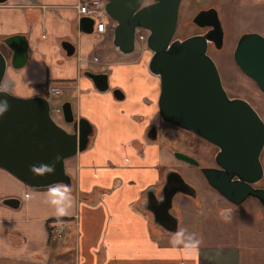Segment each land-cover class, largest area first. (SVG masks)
Segmentation results:
<instances>
[{
	"label": "crops",
	"instance_id": "1",
	"mask_svg": "<svg viewBox=\"0 0 264 264\" xmlns=\"http://www.w3.org/2000/svg\"><path fill=\"white\" fill-rule=\"evenodd\" d=\"M78 1L0 3V39L22 33L28 46L27 60L20 68L7 65L3 86L17 95L30 96L40 93L28 84L42 90L44 82H61L65 95L73 89L67 100L74 115L85 117L92 127L87 146L64 160L71 176L70 192L62 184L31 187L0 167V257L22 261V257H48L51 251L59 257L73 247L76 264H239L236 246L178 244L163 224L151 223L145 209L138 206L144 191L160 180L164 165L177 170L201 195L202 205L182 192L174 195L178 229L203 218L202 207L209 205L205 195L212 187L196 167L173 159L161 138L143 142L150 123L158 126L162 140V134L175 129L159 119L158 77L147 67L150 52L139 44L133 51L121 53L112 44L115 22L109 17L102 33L94 25L90 33L79 30L77 18L82 13L76 9ZM261 1L264 6V0L240 3L256 6ZM63 40L74 45L71 55L62 47ZM2 49L10 55L5 46ZM86 69L105 75L108 88L98 90L83 73ZM113 89H119L116 95ZM143 97L155 102L147 104ZM56 122L70 129L64 121ZM167 136L171 140L172 135ZM141 145L143 155L136 150ZM178 145L176 142L175 147ZM4 197H17L20 203L17 207L3 204ZM215 200L219 202L209 200L213 213L220 207ZM197 205L198 209L191 210ZM57 208L64 215H57ZM59 220L64 223L61 241H51L52 227ZM4 230L12 234L13 242Z\"/></svg>",
	"mask_w": 264,
	"mask_h": 264
},
{
	"label": "water",
	"instance_id": "2",
	"mask_svg": "<svg viewBox=\"0 0 264 264\" xmlns=\"http://www.w3.org/2000/svg\"><path fill=\"white\" fill-rule=\"evenodd\" d=\"M5 0H0V3ZM103 0V10L115 23L112 28V44L121 52L135 49L136 27L147 30L145 46L150 50L148 70L158 77L159 89L156 106L159 117L169 123L188 129L215 145L216 166H199L207 183L230 202L238 204L247 196L256 198L264 209V187L252 183L264 174L259 153L264 145V121L256 109L244 98L228 96L214 60L207 53L208 43L222 46L223 29L213 6L198 9L191 21L198 27H208L203 32L175 37L180 0ZM95 19L82 14L76 27L82 32L93 31ZM10 55L0 47V167L32 187L63 184L70 187V175L65 169V158L84 149L90 139L92 127L83 116L73 114L71 103L60 104L64 122L71 125L68 131L50 114L48 99L42 94L21 96L3 86L7 65L20 68L27 60L26 36L14 33L0 39ZM67 55L74 45L61 42ZM237 66L264 91V36L256 31L241 32L233 49ZM91 78L95 87L108 88L107 79L89 69L83 72ZM94 77H98L95 80ZM119 89H113L114 95ZM6 102V104L4 103ZM155 140L154 126L148 135ZM175 157L194 165L198 161L180 151ZM41 165H54L52 174L30 171ZM180 185L168 193L169 214L175 192L195 196V188L186 182L175 169H167L165 181L170 175ZM3 204L17 207V197H4ZM178 217L172 215L165 228L177 233Z\"/></svg>",
	"mask_w": 264,
	"mask_h": 264
},
{
	"label": "rangeland",
	"instance_id": "3",
	"mask_svg": "<svg viewBox=\"0 0 264 264\" xmlns=\"http://www.w3.org/2000/svg\"><path fill=\"white\" fill-rule=\"evenodd\" d=\"M149 1L151 0H143L144 3ZM260 3L256 6H246L245 4L242 5L240 0H180L174 36L184 37L203 30V27H198L191 21L192 15L199 9L198 7H215L223 29V41L220 48L209 44L207 53L214 60L222 84L228 94L248 100L264 121V91L257 87L255 82L237 66L233 59V49L237 37L241 32L256 31L264 36V6L262 5V1ZM148 51L150 52L149 49ZM53 83L60 89V92L50 96V112L55 121L63 123L62 116L54 108L60 106L62 101L67 100L73 89L68 95L67 93L65 95L66 91L61 82ZM28 85L33 86L35 92L44 95L43 90L37 87L36 84ZM161 122L162 125H171V123L169 124L162 120ZM165 127L167 128V126ZM162 135L164 137L162 142L169 144L170 137L167 135H170V132L167 135ZM174 138L176 136L173 137L172 135V147H175L177 141H181L178 147L183 146V142L185 145L183 147L191 148L188 150L194 151V155L182 150L179 151L194 156L199 160L201 165L210 163L208 157H203L200 154L203 150L201 146L205 145L206 141L199 138L190 147L184 142V139L174 140ZM260 183L264 187V177ZM214 198L223 200V197L215 189L211 190L207 199L211 201ZM210 201H207L208 206L202 207V219L185 222L186 225L181 224L178 229L179 238L171 233L170 237H176L175 242L178 244H192V246L200 244L206 246H222L226 244L236 246L239 248V264H264V209L259 203L251 196L246 197L238 204H229L227 207H223V203L219 202V205L223 207H220L219 211L221 209L224 211L229 207L233 211L232 217L223 218L217 211L213 213ZM216 201L214 203L218 205ZM198 208V205L193 206L191 210ZM58 224L60 228L64 229L63 221L59 220ZM56 228L58 229V227ZM56 228L52 227V230L55 231ZM55 238L58 239L57 241H61V237L55 235ZM50 245L52 246V244ZM73 251V247L72 249L67 248L63 251V255L59 257H55V253L51 251L48 257L41 256L33 259L22 257V261L10 257H0V264H76ZM43 255H45L44 252Z\"/></svg>",
	"mask_w": 264,
	"mask_h": 264
},
{
	"label": "flooded vegetation",
	"instance_id": "4",
	"mask_svg": "<svg viewBox=\"0 0 264 264\" xmlns=\"http://www.w3.org/2000/svg\"><path fill=\"white\" fill-rule=\"evenodd\" d=\"M152 1V0H151ZM149 1V2H151ZM147 3V2H146ZM142 4H144V2L142 1ZM210 7V6H209ZM199 9L201 8H207V7H198ZM208 27H203L200 32H203L204 30H206ZM135 36V34H134ZM182 38V37H181ZM134 41H135V47L138 46V44L136 43V40L134 38ZM209 44H212V43H208ZM0 47H4L3 43L0 44ZM247 75V74H246ZM95 78V77H94ZM222 81V80H221ZM258 87V86H257ZM226 90V89H225ZM227 92V90H226ZM228 94V92H227ZM228 96L230 97H233L232 95H229ZM142 100L147 103V104H152L155 102V100H152L150 101L149 99H147L146 97H143ZM248 101V100H247ZM249 102V101H248ZM250 103V102H249ZM251 104V103H250ZM72 108V107H71ZM51 114V112H50ZM74 114V113H73ZM75 116V115H74ZM77 117V116H76ZM160 120H162L160 117H159ZM163 122H166L164 120H162ZM66 123V122H65ZM166 123H169V122H166ZM69 124V123H67ZM170 124V123H169ZM70 125V124H69ZM171 125L173 127H175L174 131H171L170 135H173V137L176 136V138H174V140H181V139H184V142L189 145L190 147L192 146V143L194 142H197L199 140V138H201L200 136L196 135L195 133H193L192 131L188 130V129H185L183 127H180L178 125H175V124H172ZM154 126L155 130H156V138L155 140H150L148 138V135L150 133V130L151 128ZM65 128V127H64ZM67 129L68 131L71 130V125H70V129L68 128H65ZM160 133V129L158 128L157 125H155V123H150L148 126H147V129H146V138L143 140V142H148L149 141H156L157 138H162L161 135L159 134ZM168 133V132H167ZM178 138V139H177ZM196 141H195V140ZM203 139V138H201ZM204 141H206L205 139H203ZM132 142V141H131ZM161 142H162V139H161ZM177 142H181V141H177ZM169 144H165L164 142L162 143L163 145H165V147L168 149V152L170 153V155L172 156L173 159H180V158H177L174 156L173 154V151H179V150H182L181 148H178V147H172L171 146V143H172V139L168 141ZM207 143V144H206ZM205 145H202V151L200 152V154L203 156V157H208V159H210V163H205V165H202V166H216L215 162H214V154L217 150L216 146L211 144L210 142L206 141ZM183 146L184 143L182 142ZM196 147H198L197 144H195ZM186 150H182L186 153H189V154H193L194 155V151L192 152L191 150H188V149H191L189 147L187 148H184ZM136 150L138 152L139 155H143V145L141 146H136ZM181 152V151H180ZM182 152V153H184ZM185 153V154H186ZM187 154V155H189ZM191 156V155H190ZM194 157V156H192ZM195 158V157H194ZM197 161H198V165H194L192 163H189L183 159H180L184 162H187L189 163L190 165H193L194 167H196L198 170H199V166H201V163L199 162V160L197 158H195ZM259 159H260V162L262 164V167H263V170H264V145L263 147L261 148L260 150V153H259ZM125 160H128V158L126 157ZM168 165H164L162 167V170H161V176H160V180L157 181L154 185H152V187L148 188L146 191H144V194L142 196L141 199L138 200V206L145 209V211L148 213V216L150 217L149 220L151 223H154V222H157L159 224H163V226H169L171 220H172V215L173 214H176L178 219H179V216L176 212V210L174 209V205L172 203V200H171V204H172V208L169 209L171 212L169 214H166L164 213V211H166L168 205H169V200H168V196H169V191L173 188H175L177 186V188H179L178 186L180 185L179 181H177L175 178V175H170L166 181H165V173L167 171V169L171 168L170 166L167 167ZM173 169V168H171ZM200 171V170H199ZM202 174V173H201ZM70 175V174H69ZM264 177V174L263 176L261 177L260 180H258L257 182L255 183H252V186L254 187H263V185L260 183V181L263 179ZM70 180H71V176H70ZM189 183V182H188ZM191 184V183H190ZM63 185V184H62ZM193 185V184H191ZM64 186V185H63ZM194 186V185H193ZM32 187V186H31ZM70 187H71V184H70ZM68 187V188H70ZM211 187V186H210ZM35 188H38V187H35ZM195 188V196L192 197L191 195H188V194H184V193H181L183 195H186L187 197H189L190 199H192L193 201L197 200L199 202L200 205H202V200H201V195H200V192L198 191V189L194 186ZM212 190H214V188L212 187L211 188ZM179 192V191H178ZM178 194L177 192L174 193V195ZM210 195V192L208 193ZM208 194H206V198H208ZM220 194V193H219ZM174 195L172 196V199L174 197ZM221 197H223L221 194H220ZM248 197V196H247ZM254 198V197H253ZM19 199V198H18ZM223 200H219V202L223 203V207H227L229 206V204L231 205H235V203H232L230 202L228 199H226L225 197L222 198ZM258 203L259 205L261 206L260 202L254 198ZM207 201H209L207 199ZM218 202V203H219ZM2 203V202H1ZM19 203H20V200H19ZM19 205V204H18ZM222 207V206H220ZM220 207H217L218 208V213L221 214V217L223 218H229V217H232L233 215V211H231L229 208H226L224 211L221 209V211H219V208ZM222 207V208H223ZM262 207V206H261ZM263 208V207H262ZM59 226V224L57 223L56 225L54 224L53 227H57ZM57 230V228L55 229V231ZM6 231V230H5ZM4 233H7L8 237L11 239L12 238V234L9 232V231H6ZM55 231H53V235H49V239L51 241H55L56 238H55ZM62 231H63V228L62 230L60 231V234L58 237H60L62 235ZM168 231V230H167ZM169 232V231H168ZM171 233V232H170ZM172 234V233H171ZM179 234V231H178V224H177V234H174L176 236H178ZM13 239V238H12ZM11 239V241H12ZM13 242V241H12Z\"/></svg>",
	"mask_w": 264,
	"mask_h": 264
},
{
	"label": "built area",
	"instance_id": "5",
	"mask_svg": "<svg viewBox=\"0 0 264 264\" xmlns=\"http://www.w3.org/2000/svg\"><path fill=\"white\" fill-rule=\"evenodd\" d=\"M76 9L78 12L89 15L95 19L94 29L97 32L102 33L106 31V18L108 16L103 10V0H81L77 2ZM146 35H147V30L145 28L142 27L135 28L134 38L138 45L145 44ZM58 92L59 89L55 85L49 84L47 85L45 96L49 100L52 94H56ZM54 110L58 113L61 112L60 106H56ZM61 230L62 228L58 226L55 235L59 236Z\"/></svg>",
	"mask_w": 264,
	"mask_h": 264
},
{
	"label": "clouds",
	"instance_id": "6",
	"mask_svg": "<svg viewBox=\"0 0 264 264\" xmlns=\"http://www.w3.org/2000/svg\"><path fill=\"white\" fill-rule=\"evenodd\" d=\"M6 104V102H4ZM5 108H0V114L3 113V111H5ZM30 171L33 172H40L41 174H52L55 171V167L54 165H41L39 169H37L35 166H32L30 168ZM63 186V185H62ZM65 188L66 192H70V189L67 186H63ZM51 191V189H50ZM57 215H64V210L61 208H57Z\"/></svg>",
	"mask_w": 264,
	"mask_h": 264
},
{
	"label": "trees",
	"instance_id": "7",
	"mask_svg": "<svg viewBox=\"0 0 264 264\" xmlns=\"http://www.w3.org/2000/svg\"><path fill=\"white\" fill-rule=\"evenodd\" d=\"M41 87H42L43 92L45 93L47 89V82L42 83Z\"/></svg>",
	"mask_w": 264,
	"mask_h": 264
}]
</instances>
